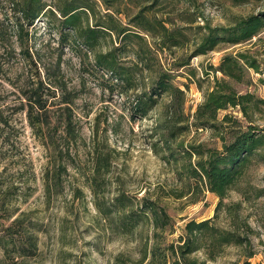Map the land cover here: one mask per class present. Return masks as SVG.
I'll return each instance as SVG.
<instances>
[{
    "label": "rangeland",
    "instance_id": "rangeland-1",
    "mask_svg": "<svg viewBox=\"0 0 264 264\" xmlns=\"http://www.w3.org/2000/svg\"><path fill=\"white\" fill-rule=\"evenodd\" d=\"M14 4L0 0V224L8 226L20 218L22 228L36 237L37 254L11 256L19 264H149L153 246L175 247L189 222L208 220L246 241L226 247L214 260L198 252L194 256L199 261L264 263V196L257 195L264 188V161L252 158L243 177L220 200L193 179L186 180L180 165L167 158L169 151L179 155L190 146H221L214 131L194 126L193 116L213 85L210 68L236 49L195 55L199 28L232 25L264 10V1L195 0L194 6H157L156 16L169 18L168 27L186 28L183 45L157 51L158 64L156 60L152 65L170 70L174 85L183 90V105L174 116L170 98L161 96L145 117L133 114L132 107L149 89L146 70L134 73L136 88L121 93L109 74L95 67L92 54L62 45L43 17L27 26ZM180 15L195 21L187 23ZM18 22L27 30L26 38L19 37ZM257 49L261 45L251 47ZM186 59L189 64L179 67ZM126 60L130 67L138 63L133 55ZM251 77L249 90L264 98V84L258 81L264 77ZM35 90L45 102L43 112L51 128L44 129L42 137L30 127L23 109L26 96ZM225 114L243 120L236 110L220 112L219 118ZM254 118L256 125L264 124L259 115ZM48 135L61 151L50 145ZM195 160L193 156L191 162ZM58 169L60 179L56 185L49 181L48 191L47 179ZM120 194L134 210L142 198L157 202L171 219L170 226L156 230L151 221L140 222L123 233L111 208ZM4 258L0 247V264H8Z\"/></svg>",
    "mask_w": 264,
    "mask_h": 264
},
{
    "label": "trees",
    "instance_id": "trees-1",
    "mask_svg": "<svg viewBox=\"0 0 264 264\" xmlns=\"http://www.w3.org/2000/svg\"><path fill=\"white\" fill-rule=\"evenodd\" d=\"M233 1L240 4L244 0ZM174 2L195 5V0H14V5L27 26L43 17L49 33H56L62 45L92 54L95 67L109 74L116 83L114 85L123 89L121 93L136 88L133 84L134 73L146 70L151 76L149 89L144 96L136 98V104L132 107L133 114L141 112V116L145 117L161 96L170 98L168 105L173 109L174 116L180 115L183 105V90L174 85L170 70H155L152 67L153 61L157 60L158 64L157 51L179 48L187 37L184 33L186 28H170L167 26L171 23L169 18L166 20L156 16L157 6ZM98 13L100 15L97 17ZM180 16L187 23L195 21ZM51 22H57L56 26H52ZM16 25L19 37L26 38L27 30H24L22 23ZM199 29L201 36L194 50L195 55L236 49L224 54L216 68H210L213 85L205 93L193 116L194 126L214 131L221 146L220 149L190 146L179 155L169 151L167 158L180 165L186 180L193 179L198 186L222 200L243 177L252 158L258 157L264 161V124L256 125L257 119L254 118V115H259V120H264V98L249 90L253 81L251 73L264 77V10L240 17L229 26L211 27L205 24ZM257 45H261V50H251ZM129 55H133L138 62L134 67L127 64ZM188 64L186 59L179 67ZM258 81L264 84V78ZM26 99L23 109L29 125L42 137L44 129H51L43 112L45 102L36 90ZM229 109L240 113L244 123L231 114L219 118L220 112ZM67 120L66 126H69L70 118ZM48 137L50 145L61 151L54 138L51 135ZM193 156L196 160L191 162ZM59 171L55 170L47 179L48 191L49 181L54 185L59 181ZM257 195L264 196V188L258 190ZM126 199L124 194H120L111 203L123 233L131 232L140 222L151 221L156 230L170 226L171 219L157 202L142 198L136 206L137 210H134ZM21 225L20 218L14 219L8 226L0 224V247L5 256L3 260L8 264H19L18 259L11 256L13 252L20 257H34L37 254L36 237ZM185 228L179 245L165 248L153 246L149 253V264H203L194 256L196 253L203 252L206 260H214L226 247L243 246L246 241L240 234L217 228L208 220L199 223L191 221ZM145 257L148 256L145 254Z\"/></svg>",
    "mask_w": 264,
    "mask_h": 264
}]
</instances>
